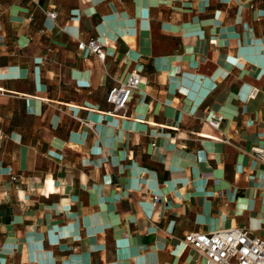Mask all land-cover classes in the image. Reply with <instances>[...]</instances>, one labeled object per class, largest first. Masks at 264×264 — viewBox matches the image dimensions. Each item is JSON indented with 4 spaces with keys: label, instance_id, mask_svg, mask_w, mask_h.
I'll list each match as a JSON object with an SVG mask.
<instances>
[{
    "label": "crops",
    "instance_id": "obj_1",
    "mask_svg": "<svg viewBox=\"0 0 264 264\" xmlns=\"http://www.w3.org/2000/svg\"><path fill=\"white\" fill-rule=\"evenodd\" d=\"M254 147L264 0H0V264H205L186 234L264 239Z\"/></svg>",
    "mask_w": 264,
    "mask_h": 264
},
{
    "label": "built area",
    "instance_id": "obj_2",
    "mask_svg": "<svg viewBox=\"0 0 264 264\" xmlns=\"http://www.w3.org/2000/svg\"><path fill=\"white\" fill-rule=\"evenodd\" d=\"M47 15L51 20L54 19V13ZM77 49L87 55H95L100 60L105 58L104 46L96 38L79 41ZM141 81L142 76L136 70L129 72L124 80L116 81L106 95V102L110 105V110L106 114L125 117L128 103L133 93L139 89ZM256 93L257 90L252 89L249 97L253 98ZM223 119L222 115L211 113L205 121L212 128L219 129ZM154 145L152 143V146ZM251 153L256 160H264V148L254 147ZM11 179L15 181L16 177L12 176ZM159 198L154 196L153 203ZM183 243L203 257L205 264H264V239L251 235L243 228L191 232L184 236Z\"/></svg>",
    "mask_w": 264,
    "mask_h": 264
}]
</instances>
